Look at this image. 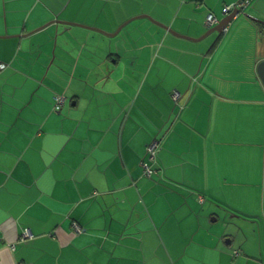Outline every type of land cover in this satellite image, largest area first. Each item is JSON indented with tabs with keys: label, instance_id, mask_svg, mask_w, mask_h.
<instances>
[{
	"label": "crops",
	"instance_id": "0c3cea01",
	"mask_svg": "<svg viewBox=\"0 0 264 264\" xmlns=\"http://www.w3.org/2000/svg\"><path fill=\"white\" fill-rule=\"evenodd\" d=\"M237 1L0 0V264H264L227 218L236 184L264 216V0L207 23Z\"/></svg>",
	"mask_w": 264,
	"mask_h": 264
},
{
	"label": "rangeland",
	"instance_id": "374dc122",
	"mask_svg": "<svg viewBox=\"0 0 264 264\" xmlns=\"http://www.w3.org/2000/svg\"><path fill=\"white\" fill-rule=\"evenodd\" d=\"M129 19H131V17L128 18L126 21H128ZM65 43L69 44L68 42H65ZM104 46L105 44L100 43L98 45V49L104 48ZM93 73L95 74V72ZM65 91L70 92L69 89H65ZM62 96L65 97L66 95L62 93ZM234 187L237 188L236 194L250 193L251 195L250 197L251 199L253 197V199L248 200L240 196L233 198V195L231 194L230 197L232 200L233 210H230V212L227 213V218L228 220H232V223H234L235 225H238L236 229L237 228L242 229V232H240L241 234L246 233L249 236L251 235L252 239L255 238L254 240H261L263 244V249H264V216H261L263 212L261 211L262 207H261L260 202H258V198L254 199L256 195L258 196L260 194L259 191L261 190V184H246V185L236 184ZM256 210L261 211L259 212L261 215L257 216L258 218L249 217L243 214L244 211L251 212V211H256ZM220 213H221V218H224V216H226L225 215L226 213L224 212H220ZM253 250L256 251L255 248Z\"/></svg>",
	"mask_w": 264,
	"mask_h": 264
},
{
	"label": "built area",
	"instance_id": "2783aa9c",
	"mask_svg": "<svg viewBox=\"0 0 264 264\" xmlns=\"http://www.w3.org/2000/svg\"><path fill=\"white\" fill-rule=\"evenodd\" d=\"M250 3V0H239L235 3L226 5L223 9V12L225 14H229L234 10H237V15L242 13L245 8L248 6V4ZM207 23L211 26L214 25L216 23H218V19L214 14H209L207 16ZM6 66V64L4 63H0V69L4 68ZM178 92H175L174 97L178 98ZM65 102V97L60 95L56 97V104H55V109L56 110H60L61 107L63 106ZM158 148H159V141L157 139H153L147 147V156H148V161L143 163L144 166V173L151 176L152 174H154L155 169L152 167V163L155 162L156 159V154L158 152ZM79 228H77L78 230ZM31 236V233L29 231L24 232L23 234V238H28Z\"/></svg>",
	"mask_w": 264,
	"mask_h": 264
},
{
	"label": "water",
	"instance_id": "95a60500",
	"mask_svg": "<svg viewBox=\"0 0 264 264\" xmlns=\"http://www.w3.org/2000/svg\"><path fill=\"white\" fill-rule=\"evenodd\" d=\"M237 15V10L232 11L230 14L226 15L222 20H220L215 26L211 27L209 29V32L211 31H218L219 33L226 30L227 27L232 23V21L234 20V18ZM257 23L264 25V20H261L259 18H255L253 16H251ZM158 23V22H156ZM70 24V23H68ZM128 22H125L124 24H122V26L119 27V29L117 30L116 33H118L125 25H127ZM162 25V24H161ZM163 27L167 28V26L163 25ZM168 29V28H167ZM111 35H115V34H111ZM258 74L260 79L262 80V83L264 84V60H262L259 64H258Z\"/></svg>",
	"mask_w": 264,
	"mask_h": 264
},
{
	"label": "trees",
	"instance_id": "16d2710c",
	"mask_svg": "<svg viewBox=\"0 0 264 264\" xmlns=\"http://www.w3.org/2000/svg\"><path fill=\"white\" fill-rule=\"evenodd\" d=\"M260 26H261V28H263V29H264V25L260 24ZM219 39H220V38H219Z\"/></svg>",
	"mask_w": 264,
	"mask_h": 264
}]
</instances>
